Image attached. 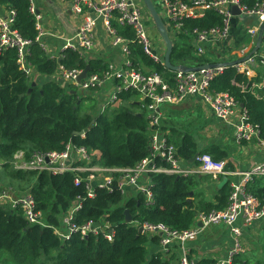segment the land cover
I'll return each mask as SVG.
<instances>
[{"label": "trees", "instance_id": "16d2710c", "mask_svg": "<svg viewBox=\"0 0 264 264\" xmlns=\"http://www.w3.org/2000/svg\"><path fill=\"white\" fill-rule=\"evenodd\" d=\"M0 5L15 9L14 26L24 38L32 40L29 59L41 74H54L60 64L69 68H85L89 64V72L102 73L106 69L104 59H87L77 50L65 49L58 56L49 55L36 40L38 29L30 10V0H0ZM220 22L221 16L215 11L208 12L204 18L184 19L183 28L187 32L171 34L174 41L172 62L193 67L209 60L194 53L192 30H202ZM114 24L120 34L136 40L130 26ZM132 49L134 64L149 67L169 78L172 76L174 71L155 62L139 43L134 41ZM263 73L250 78L229 65L211 84L213 90L228 91L235 96L247 111L248 121L259 127L262 137L264 88L252 89L251 85L253 81H262ZM118 96L116 106L101 111L91 92L81 91L73 84L62 86L54 79L31 80L19 67L16 49L8 48L0 53L1 165L16 179L30 178L27 191L34 196L49 224H30L21 208L0 205V264H180L177 250L168 255L161 250H152L151 244L160 243L159 236L140 232L135 221L164 222L172 228L185 229L193 225L199 212L227 206L231 186L229 178L224 176L219 178L223 183L215 201H210L203 197L200 186L201 179L208 175L150 173L153 198L149 202L144 192L135 187L123 190L116 183L110 188L97 187L96 195L88 197L86 184H75L76 172L53 174L14 168L12 162L18 150H24L25 158L29 159L38 151L62 150L71 141L97 151L99 154L93 156L94 163L107 167L136 166L150 154L152 130L149 117L137 91L123 88ZM166 121H161V128H170L169 140L186 161L198 152L209 153L215 160L228 158V151L217 141L202 147L194 133L198 125L190 123L189 127H183L168 124V121L165 124ZM78 131L83 133L78 135ZM156 161L164 163L158 158ZM227 168L233 169L230 163ZM4 188L0 184V190ZM248 189L264 201V176H256ZM78 196L83 201L74 221L79 224L89 220L109 221L116 229L112 241L102 234L82 236L80 232L63 240L54 232V227L66 228L62 225L63 217ZM126 209L133 215L132 222L126 220ZM239 256L235 261L244 260ZM205 263L216 264L213 259H205Z\"/></svg>", "mask_w": 264, "mask_h": 264}, {"label": "built area", "instance_id": "2783aa9c", "mask_svg": "<svg viewBox=\"0 0 264 264\" xmlns=\"http://www.w3.org/2000/svg\"><path fill=\"white\" fill-rule=\"evenodd\" d=\"M66 1L71 4L78 24L72 34L63 37L64 45L61 50H77L87 59L91 58L90 51L97 42V29L101 24L110 47L118 52L120 59H111L102 73L88 72L81 81H78V77L84 68H69L62 64L54 74H41L29 59V45L32 40L24 38L15 28L16 11L7 7L0 8V53L4 49H16L19 67L31 80L54 79L62 86L73 84L81 91L91 92L92 97L100 102L101 111L119 103L118 93L121 89L137 91L143 101L142 106L147 111L149 127L152 130L150 154L134 167H107L93 162V156L99 154L97 151H90L86 146L71 141L62 150L38 151L29 159L25 158L24 150H18L12 162L14 168L22 171H48L53 174L76 172L75 184L81 185L84 182L88 197L96 195L97 187L110 188L116 183L123 190L135 187L144 192L149 202L153 198L150 173L163 172L179 176L206 174L214 180L221 176L228 177L231 190L227 206L210 212H199L192 226L176 229L164 222L139 220L135 221V225L142 226L143 232L149 235H158L160 250L163 253L168 255L177 250L180 264H197L191 255L189 243L197 239L206 227L213 224L228 225L233 244L228 254L220 257L216 264H234L236 256L246 250L243 226L251 227L264 220V201L248 189V184L256 176H264V159L241 171L228 169L227 159L215 160L209 153L199 152L194 161H186L169 140L168 133L161 128V119L164 116L162 107L165 104H182L189 99L199 98L218 120L233 128L238 141L255 139L259 145L264 146V137L261 136L259 127L248 121L247 111L235 96L228 91H215L211 87L212 81L225 71L230 61L238 60L233 66L250 78L254 77L256 66L264 68V34L260 47L242 60L256 46L264 25V0H161L167 12L165 23L172 35L187 32L183 28L184 19L204 18L210 11H215L221 16L219 24L202 30H192L194 53L209 59L203 64L211 66L173 70L170 77L172 80L149 67L134 64L132 60V44L135 41L155 62L165 65L159 43L150 36L149 22L154 27L155 23L142 0ZM234 7H237L238 11H234ZM30 10L34 14L35 26L38 29L36 40L50 55L52 48L43 39L45 29L41 15L35 13L33 0H30ZM115 22L130 26L135 32L136 40L120 34ZM234 27L243 31L246 39L237 43L232 32ZM109 83H112V87L106 90L105 87ZM251 87H264V77L262 81H253ZM157 158L164 163L156 161ZM1 164L0 161V166ZM82 201L80 196L72 201L63 217L62 225L66 228L54 227V232L63 240L69 239L75 232H80L82 236L91 233L102 234L112 241L116 229L109 221L89 220L81 224L74 221L76 212L82 207ZM0 205L21 208L30 224L49 225L45 220L44 211L38 207L34 196L28 191L16 193L4 188L0 190Z\"/></svg>", "mask_w": 264, "mask_h": 264}, {"label": "crops", "instance_id": "0c3cea01", "mask_svg": "<svg viewBox=\"0 0 264 264\" xmlns=\"http://www.w3.org/2000/svg\"><path fill=\"white\" fill-rule=\"evenodd\" d=\"M33 2L35 13L41 15V20L45 29L43 39L52 48L50 55L58 56L62 53L61 47L64 45L63 37L72 34L78 24L77 17L71 8V4L66 0H33ZM157 5L159 9L163 6L158 3ZM2 7L5 6L0 5V8ZM97 30L98 39L94 48L90 51L91 57L102 58L107 62L111 59H120L121 56L118 52L112 50L110 47L109 39H107L104 34L101 24L98 25ZM232 32L237 43L246 39V35H244L243 31L234 27ZM159 49L161 53L165 54L166 46L162 37L159 42ZM261 71L264 72V68L256 66L254 77L258 76ZM111 87L112 83H109L105 88L108 90ZM263 88L264 87L257 89L261 90ZM180 107L189 108L190 111L193 109L199 111V119L201 121L199 123H197V121H192L191 123L199 126L197 127L198 129L194 131L197 139L202 147L206 146L211 141H217L226 148L228 151V158L226 159L233 167L232 170L241 171L248 169L254 163L264 159V146L259 145L255 139L252 141H238L234 135L233 128L231 126H226L223 122L218 120L209 107L199 98L189 99L182 104H177V106L176 104H165L162 107L164 112L162 120L166 119L168 124L173 123L182 125L179 118L183 117V114L179 113L180 110L177 111ZM167 121L165 124H167ZM164 131H166L168 135L171 134L170 128L164 129ZM201 175H204V177L206 176V174ZM230 178L233 179V177ZM222 183L223 179L214 180L211 179L210 175L201 179L200 186L203 191V197L207 200L215 201L216 194L222 186ZM239 224H241L240 220ZM263 226L264 220L257 222L251 227L243 226V239L246 244V250L238 258L243 259V255L247 250L253 249L256 251L258 249L264 252ZM232 244V237L228 226L225 224H213L206 227L197 239L189 243V246L191 255L194 257L197 264H206L205 259H213L217 263L220 257H224L228 254ZM150 247L152 250L160 251L159 244H151ZM237 260L238 259H236V261ZM242 262L243 264H247L246 259L242 260Z\"/></svg>", "mask_w": 264, "mask_h": 264}, {"label": "water", "instance_id": "95a60500", "mask_svg": "<svg viewBox=\"0 0 264 264\" xmlns=\"http://www.w3.org/2000/svg\"><path fill=\"white\" fill-rule=\"evenodd\" d=\"M144 2V4L146 5L147 10L149 11L150 15L153 18V21L155 23V27L157 29V31L159 32L160 36L162 37L165 46H166V51L164 54V63L165 66L171 70H178V69H185V70H190V69H200L203 67H209L211 66V64H202V65H198V66H187L184 64H175L172 62L171 60V56H172V52L174 49V41L172 39L171 33L165 23V19L161 13V10L159 9L157 3L155 0H142ZM234 11H238L237 7H234ZM263 34H264V25L262 26L261 30H260V35L257 41L256 46L253 48L252 52L247 55L245 58H243L242 60L248 58L251 54H253L261 45L262 39H263ZM154 52H156L154 50ZM238 60L235 61H230L227 64L228 65H234L235 63H237ZM91 66L88 64L84 70L82 71V73L79 75L78 77V81H81L82 78H85L90 70ZM36 82H33V85H35ZM83 133V131H78L76 132V134L81 135ZM199 153V152H198ZM198 153H196L194 155V157L191 159V161H194L196 156L198 155ZM191 194H193V192H191ZM126 213V220L128 222H132L133 221V215L130 212V209H126L125 210ZM139 231L143 232V227H139Z\"/></svg>", "mask_w": 264, "mask_h": 264}, {"label": "rangeland", "instance_id": "374dc122", "mask_svg": "<svg viewBox=\"0 0 264 264\" xmlns=\"http://www.w3.org/2000/svg\"><path fill=\"white\" fill-rule=\"evenodd\" d=\"M156 3L161 4V0H155ZM161 13L163 15V17H167V12H166V8L165 7H161L160 8ZM149 24L151 25V31H150V36L151 38L155 41V42H160L161 40V36L159 35V32L157 31L156 27H154V25L149 22ZM156 45V44H155ZM98 104L100 106V102L98 101ZM177 106V104H176ZM181 110V111H179ZM177 111H179V113L183 114V117L179 118L180 123L182 124V126H188L190 123H192V121H197V123H199L201 120L199 119V111L198 110H192L190 111L189 108L186 107H180ZM162 120V119H161ZM201 125V124H200ZM198 129V128H197ZM30 183V178L28 179H16L12 176L11 173H9V171L5 168L2 167V165L0 166V184L3 185L5 188L10 189L16 193H24L27 191V187L28 184ZM228 226V225H226ZM230 234H231V229L230 226H228ZM232 237V234H231ZM233 241V239H232ZM257 251V253H256ZM254 251L252 250H247V252L243 255L244 259L247 260V264H255L258 263V261H263L264 262V252L259 251L258 249ZM240 260H237L235 264H243L242 260L239 262ZM246 264V263H245Z\"/></svg>", "mask_w": 264, "mask_h": 264}]
</instances>
